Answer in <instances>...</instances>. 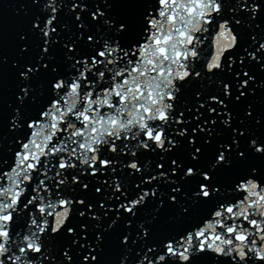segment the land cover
Wrapping results in <instances>:
<instances>
[{"label":"snow or ice","instance_id":"1","mask_svg":"<svg viewBox=\"0 0 264 264\" xmlns=\"http://www.w3.org/2000/svg\"><path fill=\"white\" fill-rule=\"evenodd\" d=\"M224 2L71 0L67 13L76 12L77 28L83 30L77 40L80 49L64 44L63 72L53 67L52 78L34 88L33 80L44 75L41 67L47 72L54 60L57 26L67 28L60 20L67 0H43L27 35L20 34L22 41L30 36L33 52L39 51L30 53L32 59L18 67L23 86L10 124L18 135L10 160L0 154V264H74L73 256L78 258L76 264H102L105 237L124 216L129 219L119 238V264H196L194 257L207 256L231 264H264V166L250 164L256 157L264 158V141L251 138L241 150L238 136L245 133L232 128L226 103L232 101L233 84L239 93L236 102L246 97L245 89L253 91L249 81L255 82V77L243 67L234 70L237 61L229 53L239 47L234 25H241L243 17H236L251 12L254 19L260 8L258 0H228L236 7L224 18ZM88 3L95 7L94 24L80 15L88 11ZM256 42L253 37L252 44ZM21 52H29L27 44ZM260 52L264 42L254 52L245 48L240 65L246 58L260 63L264 59L256 55ZM225 58L230 82L219 78L225 73ZM213 77L222 90L207 96L197 92L192 107L185 101L177 111L182 86L193 79L212 82ZM201 109L214 118L201 124L205 115ZM185 111L195 114L185 118ZM229 128L233 135L220 142L223 130ZM142 151L153 157L159 152L158 160L164 162L145 157L141 164ZM125 173L138 176V182H130ZM88 177L111 189H95L110 202L107 208L99 203V208H106L103 216L95 214V204L76 198L89 188ZM161 181L170 192L160 190ZM158 196L166 197L169 207L176 206L177 215L169 219L181 225L152 228L138 223L139 232L130 240L132 232L127 229L132 219L148 198ZM164 206L165 200L160 199L156 211ZM85 209L89 215L79 223ZM109 212L115 217L104 227L101 221ZM90 232L94 241L89 240ZM68 236L73 237L70 243H66ZM115 239L109 236V243Z\"/></svg>","mask_w":264,"mask_h":264},{"label":"water","instance_id":"2","mask_svg":"<svg viewBox=\"0 0 264 264\" xmlns=\"http://www.w3.org/2000/svg\"><path fill=\"white\" fill-rule=\"evenodd\" d=\"M79 3L80 0H77ZM43 0L40 3H33L32 0H0V25H2L3 31V41L0 44V55L3 56V63L0 64V112H2V134L3 139L0 141V154L3 155L4 159L10 160L11 151L15 148V138L18 133L10 130L11 117L13 115V109L18 106L17 96L20 94V87H22V83L19 80L18 76V67L21 64L28 63L31 60L30 53L33 55L35 52H38L39 49H35L33 52V43H30L31 37L29 36L26 40H20V34L28 33V29L31 26V20L35 18V16L40 14V9L42 8ZM260 11L257 13L256 17L253 19L251 12H240L236 17L240 19L243 17V22L241 25H234L236 29L235 34L239 37V47L234 51L229 53L236 59V64L233 66L234 70L240 71L241 67H243V71H248L249 75L255 77V82L249 81V87L253 89V91L249 92L248 89H245L246 97H241L239 102L235 101V96L239 93L235 90V84H233V97L232 101H226L229 103V111L232 113V128H236L238 132H244L243 137H239L241 143V150H243L249 139L259 137L261 141H264V87H258V85L264 83V59L257 63L256 61H249V59H245L244 65L241 66L239 63V55L244 54V49L247 48L249 52H254L256 48L259 47V43L264 42V0H258ZM71 0H67V3L64 7H62L60 20L61 23L66 24V29H59V35L56 39L59 40V43L53 45L54 49V60L49 63L47 60H44L42 63H49V68L47 72L41 67V73L44 75L39 80H33V87L35 88L37 84L44 83L46 79L52 78V68L55 67L57 72H63L65 67V59L64 53L67 52V49L63 47L64 44H74L77 50L80 49V44L77 43L78 36L82 29L78 30L77 25L80 21L75 19L76 12L67 13V9L71 8ZM250 6V3H249ZM101 9L104 10V5H100ZM116 8L117 6H113ZM144 7H147L145 5ZM236 5L234 3H229L228 0L224 2V18L229 16V10L235 8ZM88 11L81 12L80 15L82 19L87 23L94 22L91 21V12L95 11V7L92 3L87 4ZM79 11V9H77ZM67 13V14H66ZM258 26V27H257ZM95 29H93L94 31ZM88 33H85V39ZM256 38V44H252V38ZM41 45L43 41H39ZM27 44L29 48V52H21V47ZM68 55H73V53L69 52ZM257 56H264V52L256 53ZM79 58V57H77ZM34 64L35 61L32 60ZM225 73L223 76L219 77L223 79L227 77L226 82H230L232 80V75L228 73V61L225 58ZM15 65V67H14ZM196 70H199V66ZM242 79H246L243 77V72L240 73ZM217 77H213L212 82H209L207 79H193L187 87L182 86V93L180 95V99L177 101V111L181 110V103L187 102V107H192L193 104L197 101L196 93L200 92L203 96H207L211 94L213 91L218 88L222 90L223 85H217L215 83ZM39 91V89H37ZM35 94V93H33ZM217 94L220 95V98L223 99L222 91H219ZM38 100H42V97H38ZM215 107V105H213ZM219 110V109H218ZM202 112L205 113L204 117L201 118L200 123L203 124L204 119H212L214 117H209L205 109H201ZM250 112L251 116H247V113ZM193 113H188L185 111V118H190ZM259 121V123H257ZM195 121L189 127L188 133L192 134L191 127L195 126ZM206 127H211V125H207ZM218 129H222V125H219V120L217 121ZM179 129V126H177ZM224 136L220 142H224L226 139L233 135L231 128L225 129ZM215 135V133H213ZM179 139V137H177ZM199 141V137H196ZM230 142V139L228 140ZM183 143L186 145L187 137L184 138ZM216 144V140H213V145ZM199 146V143L197 144ZM141 160L140 163L143 164L145 162L144 158L156 159L158 162L163 163L164 161H159L158 157L161 155L159 152L155 154V157L152 156L151 153L141 152ZM126 159V158H125ZM251 166L260 167L264 166V158L256 157L250 161ZM167 168L168 165L166 164ZM127 177V173L124 174ZM130 182H138V176L127 177ZM82 180L85 178L81 177ZM100 179H107V177H100ZM174 179H179V177H174ZM88 181H92L89 184V188L87 190L79 191L76 198H86L88 203L95 204V214L103 216L106 208L110 206V202L104 200L100 194H97L95 189L97 187L101 188V191L104 192L107 189L106 185H102L96 183L93 178L88 177ZM87 182V181H85ZM175 185H173L174 187ZM151 188L152 185L146 186ZM160 190L164 192H170L169 187H165L163 181L160 182ZM108 192L111 189H107ZM182 191H187L186 187L182 186ZM160 199L165 200V206L156 211L157 204ZM103 202L106 205L105 209L99 208V203ZM86 216L83 220H80L79 223H84L87 219L89 213L87 209H85ZM177 215L176 206L173 205L171 207L168 206L166 197H157V198H148L145 205L141 207L138 211V214L135 218L132 219V227L127 229V231L132 232V237L130 240L136 236L139 232L137 228L138 223H144L145 227L155 228L156 226L163 225L167 228L171 227H179L181 225V221L178 220H170V217H175ZM153 216L156 217L153 220ZM115 217L114 212H109L108 216L105 217L101 223L104 227H107L108 223L112 218ZM75 219V217H74ZM129 217L124 216L123 219L119 220L117 224L114 226L112 232L109 236L116 237L113 243H109V236L105 237V251L101 253L102 264H119L120 253L122 248L119 247V238L124 235L125 232V221L128 220ZM151 221V224H149ZM93 224L95 221L92 222ZM76 226V225H69ZM91 224L89 228L91 229ZM79 227L77 226V232H79ZM65 235H67V230L65 229ZM151 236V233H150ZM73 237L68 236L66 243H70ZM95 234L89 233V240L94 241ZM146 240L149 238H145ZM81 243H84L81 240ZM140 242H137L135 248L139 247ZM78 247V245L76 246ZM75 248H73V252H75ZM84 253H81V256ZM95 254V253H94ZM133 255L135 253L133 252ZM78 260L77 257L73 256L74 264ZM196 264H231L228 260H219L213 256L207 257H194ZM129 264H132L130 261Z\"/></svg>","mask_w":264,"mask_h":264}]
</instances>
